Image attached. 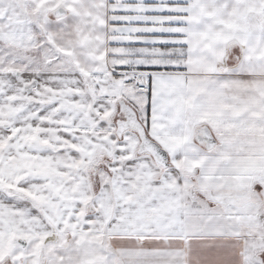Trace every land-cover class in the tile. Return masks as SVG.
<instances>
[{
    "label": "snow or ice",
    "instance_id": "snow-or-ice-1",
    "mask_svg": "<svg viewBox=\"0 0 264 264\" xmlns=\"http://www.w3.org/2000/svg\"><path fill=\"white\" fill-rule=\"evenodd\" d=\"M0 264H264V0H0Z\"/></svg>",
    "mask_w": 264,
    "mask_h": 264
}]
</instances>
